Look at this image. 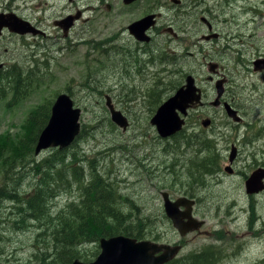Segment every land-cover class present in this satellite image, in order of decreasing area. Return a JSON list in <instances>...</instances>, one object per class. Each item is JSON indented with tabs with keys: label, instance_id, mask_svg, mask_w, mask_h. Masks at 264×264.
Masks as SVG:
<instances>
[{
	"label": "rangeland",
	"instance_id": "obj_1",
	"mask_svg": "<svg viewBox=\"0 0 264 264\" xmlns=\"http://www.w3.org/2000/svg\"><path fill=\"white\" fill-rule=\"evenodd\" d=\"M113 1L100 3L99 0H88L89 4H96V10L87 14L88 33L82 40L101 42L105 37L112 38ZM172 3L166 4L174 7ZM206 4L209 8L221 6L219 0H206ZM106 5H110V10ZM213 10L210 11L214 17L212 24L220 31L218 40L217 33H209L202 25L199 28L192 24V17L179 15L176 17L179 25L187 23L180 28L173 48L176 59H180L182 64L181 74L166 77L167 71L160 73L162 69L157 65L149 69L150 73L156 72L157 81L162 84L174 83L184 74H192L203 92L204 101L209 102L214 99L215 92L213 82H206V66L195 63L194 56L188 57L186 52L191 51L190 47H201L206 55L212 57L213 53V59L207 66L218 63L224 68L226 80L222 100L232 105L242 118L239 122H242L234 124L221 107L205 106L191 111L185 125L187 132L200 133V136L211 140L210 148L216 149L220 155L219 177L217 173L200 177L198 181L202 188L193 185L188 186V190L185 187L186 191L195 189L193 213L205 222L201 231L208 232L210 236L192 233L180 238L164 216L159 193L167 191L172 199L186 196L179 183H185L184 176L188 177L185 165L193 146L186 156L183 148L168 150L170 145H165L166 140H161L154 127L149 125L150 93L152 88L158 87L153 74L143 83L128 80V77L119 78L120 70L117 76L113 72L115 61L112 55L107 57L92 50L91 45L74 46L78 38L71 39L63 49L58 45L49 48L48 37L37 40L41 46L32 50L34 57L39 53L42 55L40 61L19 60L17 63L25 77L18 90L20 99L12 100L13 91L8 89L12 86L0 78L1 87L5 88V95L0 98V188L4 184V176L12 177L20 183L18 195L21 198L24 194H31L38 180L32 171L33 165L48 157L51 151H43L38 156L29 155L28 147L20 148V144L36 135L35 111L50 109L58 94L67 93L81 109L80 123L85 126V133L77 142L75 151L84 160H93L98 172L115 183L122 196L136 202L140 211L150 216L162 243L180 241L184 244L177 259L213 247L220 256L212 259L213 264H264V195L257 198V202H249L244 188L245 176L258 168L257 161L263 162L260 168L264 169V71L253 70V62L264 59V0H228L224 13ZM208 30L211 31V25ZM13 40L15 43L8 45L7 55L18 53L15 48L20 50L22 58L32 53L30 49L21 47L19 41ZM27 41L30 42V38ZM167 69L173 70V66ZM29 71L32 72L27 73ZM215 80L220 81L214 77ZM106 98H110L129 118L131 126L126 132L118 128L111 130L105 122L109 118L104 105ZM204 118L211 120L207 129L200 126ZM7 144L14 146L13 150ZM231 144L239 145L241 155L235 158V164L228 172L224 168L228 165ZM162 149H166L168 155ZM24 153L26 156H22ZM15 156L24 160L19 163L16 158L11 165ZM234 170L245 173L233 175ZM75 192L63 193L52 205L61 208L70 201L77 202ZM14 206V202L0 201V223L3 222L0 224V264H35L32 256L34 228L31 225L12 228L10 222L5 223L9 214L14 217ZM250 206L253 209L249 210ZM252 211L258 217L249 223ZM129 212L134 213L133 210L126 213Z\"/></svg>",
	"mask_w": 264,
	"mask_h": 264
},
{
	"label": "trees",
	"instance_id": "obj_2",
	"mask_svg": "<svg viewBox=\"0 0 264 264\" xmlns=\"http://www.w3.org/2000/svg\"><path fill=\"white\" fill-rule=\"evenodd\" d=\"M99 49L100 47L97 46L92 50L99 51ZM107 56H109V52ZM158 64L159 61L157 66ZM15 74L16 76H13L14 81L8 83L9 86H12L8 89L13 91V101L20 99L18 90L23 83L20 75ZM181 80L182 78L178 79L175 84L171 81L168 84L156 81L158 87L152 88L150 94L152 101L148 110L150 114L154 112V107L161 100L162 95L169 92L165 95L167 97L172 94L182 84ZM1 84L0 98L5 95L4 87L2 88ZM49 113L50 109H37L35 111L36 135L33 133L35 136L31 140L20 144V148L28 147L29 155L33 154L37 136L45 126ZM105 122L111 130L115 129L110 121L105 120ZM84 133L85 126L83 125L79 136L72 144L73 146L82 138ZM168 143L173 144L172 150L175 151L183 146L186 151L184 156L190 152L191 146L196 147L191 148L190 156L186 159L185 167H188V177L184 176L186 182L179 183L180 188L184 189V193L193 198L192 193L195 189L186 191L185 187L195 185L202 188V183L198 181L200 177H205L214 171L218 174L220 172V156L216 149L210 148L209 145L213 144L211 140L200 137L193 132L187 133L185 128L172 137L171 142ZM73 146L62 150L52 149L48 157L34 163L32 171L35 177L38 176V180L30 195L24 194V197L21 198L18 195L20 183L18 184L15 178L3 177L4 184L0 188V201L18 198V201H13L16 203L14 206L15 215L8 220L9 225L12 228L17 227V225L18 227L21 225L23 228L31 225L35 230L32 255L34 263L71 264L77 259L85 263L91 262L99 253V240L113 236L161 242L162 238L156 231L150 216L141 212L136 202L129 200L125 195L122 196L118 191V186L110 182L105 174L98 172L93 160H84L78 157L75 150L69 151ZM8 148L13 150L14 146H8ZM161 151L167 154L166 149ZM22 156H26V154L24 153ZM16 158L19 163L24 160L21 156H15L10 163L11 165L16 162ZM7 161L8 159L5 160V162ZM83 163H85L84 168L82 167ZM84 172H87V179ZM12 181H15L13 185L11 184ZM68 192L77 193L74 198L77 202L70 201L61 208L52 205L56 198ZM131 209L134 213H126ZM250 215L249 223L255 219V212L252 211ZM215 251L216 255L213 247H208L198 253H190L184 258L175 259L167 264H213L214 260L212 259L215 258L216 260L220 257L218 250Z\"/></svg>",
	"mask_w": 264,
	"mask_h": 264
},
{
	"label": "flooded vegetation",
	"instance_id": "obj_3",
	"mask_svg": "<svg viewBox=\"0 0 264 264\" xmlns=\"http://www.w3.org/2000/svg\"><path fill=\"white\" fill-rule=\"evenodd\" d=\"M219 1L221 2L220 8H209L206 4V0H114L112 8L114 32L112 33V38L108 39L105 37L103 41L98 42L95 40H82L83 36L88 33L87 14L96 10V4L91 5L88 3V0H0V24H2V21H6L5 17L9 16L10 18L13 17L12 22L14 25L10 27L11 29L4 25H0V78L3 79V83L8 85V83H11L10 80H12V82L14 81L13 76H16L15 73H18L20 78L24 80L25 77L22 70L18 69V61H40L42 55L39 53L34 57L32 49L34 47L40 48L41 45L37 40L47 37L50 40L49 48H54L58 45L59 49H63L67 42L69 43L72 41L71 39L75 38H78V40L74 46H79L81 44L86 46L91 45V48L99 46L101 54L107 56L109 52V56L107 57L113 56L115 61L113 72L116 75L118 70H120L118 75L119 78L128 77V80L143 83L153 74L156 83L158 79L156 72L150 73L149 69L153 65L156 66L158 61V66L162 69L160 73H165L167 71V73L170 72V75H176L177 77L182 72V64L180 65L179 63L180 59H176L177 56L173 48L178 39V33L181 32L180 28L187 26V23L180 26L178 18L176 17L179 15L192 17L194 20V22L191 21L192 24H197L199 28L202 25L209 33H217L218 38L216 40H218L220 31L212 24L214 17L210 11L217 9L224 13L227 9L228 0ZM99 2L102 3L104 0H99ZM167 2H173L172 6L174 7H168L166 4ZM106 8L110 10L111 7L110 5H106ZM148 17H151V20H147ZM201 19H205L211 25V31L208 30V28L210 29L209 25H205L206 21L203 23ZM14 20L17 21L15 22ZM18 22L19 24H17ZM28 27L32 30L28 31ZM133 29L142 30L139 31L138 35H134L132 33ZM29 38L31 40L30 42L27 41ZM13 39L19 41L21 47L30 49L32 53L22 58L19 53L20 50L15 48L18 50V53L7 55L9 51L8 45L15 43ZM159 48L161 49L158 52L157 49ZM200 48L201 47H190L189 50L195 53L190 51L186 52V54L188 57L194 56L193 60L195 63L208 65L213 59V53H211L212 57L208 56L205 54V49ZM152 61H154V63H152ZM215 64L219 67V77L225 78L226 74L224 73V68H222L221 64ZM178 65H180V67H177ZM168 66H173V70L167 69ZM163 67L166 69H163ZM31 72L32 71H29L27 73ZM232 147H235L236 157H240L241 149L239 145L236 146L231 144L229 149L231 150ZM257 163L259 165L257 167L262 169L260 167H262L263 162L257 161ZM234 164L235 161L233 160L231 166ZM216 173L217 172L214 171L208 176H215ZM220 173L221 170L218 173V177ZM244 173L243 171L239 173L234 170L233 175H243ZM245 177L247 178V176ZM261 195H264V191L257 195H247L248 197L246 198L249 202L254 203L257 202V198ZM17 199L18 198H15L14 200L18 201ZM14 200H8V202L12 203ZM1 202H4V200H1ZM251 209H253L252 206L249 207V210ZM12 211H14V207ZM11 217L12 216L9 214L7 218H5L6 222ZM256 217L258 216L256 215ZM256 217L253 221L256 220ZM249 219L248 217V220ZM170 244L180 245L184 248V244L180 241ZM213 250L216 255L215 250L217 249L213 248ZM241 251H244V249ZM240 252L238 254H240Z\"/></svg>",
	"mask_w": 264,
	"mask_h": 264
},
{
	"label": "water",
	"instance_id": "obj_4",
	"mask_svg": "<svg viewBox=\"0 0 264 264\" xmlns=\"http://www.w3.org/2000/svg\"><path fill=\"white\" fill-rule=\"evenodd\" d=\"M5 18L6 21H2L0 25L11 29L10 27L14 26L12 22L13 17L7 16ZM147 20H151V17H148ZM14 21L16 22L17 20ZM27 30L31 31L32 29L28 27ZM141 30L133 29L132 33L138 35ZM253 66L254 71L263 70L264 59L253 62ZM214 68L215 65L211 64L208 67V71L212 73ZM215 89L217 97L210 103L212 107H218L220 104L219 98L223 94L221 81L215 84ZM106 100L111 121L124 130L128 125L126 118L119 111L114 110L109 98H106ZM200 105H202L200 103V90L195 87L193 78L187 76L185 85L179 88L171 98L157 109L156 114L150 122L154 125L160 138H167L181 130L183 120L179 117V114L186 116L188 109ZM223 109L227 117L236 123L239 122L240 118L237 117L236 112L227 103L223 104ZM80 117L81 110L73 107L70 97L66 94L58 95L52 104L49 119L38 135L34 154L38 155L41 151L50 148L63 149L69 146L80 132ZM209 123L208 119L201 121L203 127H207ZM234 158L235 149L232 148L228 157L230 164ZM229 169L227 167L225 171L229 172ZM263 180L264 169L254 170L245 180L244 187L246 194L253 195L262 192L264 190ZM160 197L164 214L171 221L172 226L180 237L199 231L203 225V221L193 218L191 212L194 202L192 200L180 197L172 201L167 192H161ZM98 248L99 254L92 262L84 263L75 260L71 264H165L171 261L181 249L180 246L159 244L148 240L137 241L125 236L101 238Z\"/></svg>",
	"mask_w": 264,
	"mask_h": 264
},
{
	"label": "bare ground",
	"instance_id": "obj_5",
	"mask_svg": "<svg viewBox=\"0 0 264 264\" xmlns=\"http://www.w3.org/2000/svg\"><path fill=\"white\" fill-rule=\"evenodd\" d=\"M259 169V168H258ZM257 170V169H256ZM220 185V184H219ZM132 210V209H131Z\"/></svg>",
	"mask_w": 264,
	"mask_h": 264
}]
</instances>
